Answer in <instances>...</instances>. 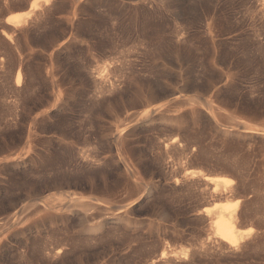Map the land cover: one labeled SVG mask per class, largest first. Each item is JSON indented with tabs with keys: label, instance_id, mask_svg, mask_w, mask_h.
I'll list each match as a JSON object with an SVG mask.
<instances>
[{
	"label": "rangeland",
	"instance_id": "rangeland-1",
	"mask_svg": "<svg viewBox=\"0 0 264 264\" xmlns=\"http://www.w3.org/2000/svg\"><path fill=\"white\" fill-rule=\"evenodd\" d=\"M32 1L0 0V264H264V0H50L8 22Z\"/></svg>",
	"mask_w": 264,
	"mask_h": 264
},
{
	"label": "bare ground",
	"instance_id": "bare-ground-1",
	"mask_svg": "<svg viewBox=\"0 0 264 264\" xmlns=\"http://www.w3.org/2000/svg\"><path fill=\"white\" fill-rule=\"evenodd\" d=\"M49 1L50 0H33L31 3V6L29 7L28 10H26L24 12H19V13L9 15L7 18L8 22L10 21L12 23V25L15 27H19V26L23 25L27 18H30L44 4H48ZM164 1H166L167 4L169 2L168 0H164ZM41 2H44V3L42 4ZM177 6H178V4H177ZM21 79H22L21 73L18 72L17 83H20ZM147 113L149 114V111ZM245 130H250V129H249V127H245ZM207 178L210 181L215 182L216 186H215L214 190H217L220 183H224V184L228 185V184H231L233 182L232 178L227 177V176L217 175V174L214 176H207ZM238 202H239V200H236L234 203L237 204ZM213 208H216V212H215V215L213 216L212 227H213V230L215 231L216 235L231 245H238L239 243H241V241H243L244 237H245L244 233H243L245 230H242L239 228V226H238L239 220L237 221V214L235 212V209L231 208L230 202L220 201V202L215 203L212 208L206 207L204 210L206 212H209ZM49 249H51V248H49ZM57 252H59V251H57ZM50 255H51V253H50ZM21 256H22L20 259L21 264H39L40 259L37 258L36 256L29 257V256L25 255V253H24V255H21ZM167 256H168L167 252L163 251L161 253V257L164 258Z\"/></svg>",
	"mask_w": 264,
	"mask_h": 264
},
{
	"label": "water",
	"instance_id": "water-1",
	"mask_svg": "<svg viewBox=\"0 0 264 264\" xmlns=\"http://www.w3.org/2000/svg\"><path fill=\"white\" fill-rule=\"evenodd\" d=\"M237 126L239 127V129H241V130H245L244 125H242V124H237ZM115 209H116V210L123 209V206H121V205L116 206Z\"/></svg>",
	"mask_w": 264,
	"mask_h": 264
}]
</instances>
